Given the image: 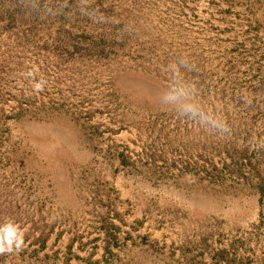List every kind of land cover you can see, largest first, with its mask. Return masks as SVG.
<instances>
[{"label":"rangeland","instance_id":"374dc122","mask_svg":"<svg viewBox=\"0 0 264 264\" xmlns=\"http://www.w3.org/2000/svg\"><path fill=\"white\" fill-rule=\"evenodd\" d=\"M28 3L0 0V264H264V0ZM181 57L206 124L160 106Z\"/></svg>","mask_w":264,"mask_h":264},{"label":"clouds","instance_id":"9594fccd","mask_svg":"<svg viewBox=\"0 0 264 264\" xmlns=\"http://www.w3.org/2000/svg\"><path fill=\"white\" fill-rule=\"evenodd\" d=\"M25 7H30L32 11H39L38 0H29V3L26 4ZM44 11L45 14L54 15V13H51L48 9ZM28 14L31 15V12ZM85 14L90 15V17L97 22L103 19V17L95 11L91 14ZM167 67L172 71L174 79L169 85L168 90L163 94L160 106L174 113L180 119L187 118L189 120L198 121L201 125L208 123L209 117L202 106L195 100L194 86L182 82L179 78L181 68L191 71L193 66L186 58L181 57L175 62H170ZM40 87L41 85H37V88ZM245 102H247V100ZM212 126L224 132L229 130L223 118L212 121ZM0 251H4L2 246H0Z\"/></svg>","mask_w":264,"mask_h":264}]
</instances>
